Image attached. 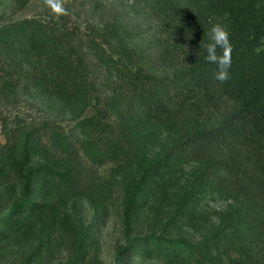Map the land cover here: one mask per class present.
<instances>
[{"label":"trees","instance_id":"obj_1","mask_svg":"<svg viewBox=\"0 0 264 264\" xmlns=\"http://www.w3.org/2000/svg\"><path fill=\"white\" fill-rule=\"evenodd\" d=\"M12 1L19 12L31 0ZM120 1L63 0L62 14L0 23V254L21 250L22 264L44 259L36 233L45 216L72 242V264H88L74 205L118 185L129 214L162 204V168L185 160L198 169L190 188L238 203L264 235V0ZM216 24L231 46L223 82L204 59ZM23 99L59 107L70 126L10 121ZM146 127L171 138L150 167L137 161ZM58 201L70 208L57 213ZM174 205L166 232L187 216ZM217 248L151 235L131 239L129 251L162 264H218Z\"/></svg>","mask_w":264,"mask_h":264},{"label":"rangeland","instance_id":"obj_2","mask_svg":"<svg viewBox=\"0 0 264 264\" xmlns=\"http://www.w3.org/2000/svg\"><path fill=\"white\" fill-rule=\"evenodd\" d=\"M120 2L123 3L122 0ZM120 8L119 4L118 10ZM71 13L75 15L76 11ZM54 14L44 0H31L19 12L15 11L12 0L0 1V23L9 19ZM78 21L84 24L85 14H81ZM8 115H11L10 121L17 117L40 122L44 117H54L61 121L64 129L70 126L68 117L59 107L47 106L38 99H23L20 106ZM143 131L145 140L137 152V161L144 167H150L161 157L171 138L154 128L146 127ZM3 142L0 122V143ZM84 159L90 162L85 155ZM161 172L164 175L163 194L167 195L168 200L163 199L162 204L157 206L147 204L138 213L129 214L123 185H118L107 197L97 202L82 199L74 205L81 228L89 236L88 264H162L154 258L132 257L129 251L131 239H145L151 235L180 237L193 246L217 243L218 248L213 256L218 264H264V235L246 217L243 208L208 188H190L198 174L197 165L185 160L171 163L162 168ZM31 197L35 198L34 195ZM174 203L183 204L187 216L179 220L175 228L166 232L163 225L175 217ZM54 206L57 213H65L70 208V205L65 207L61 201L55 202ZM36 234L45 250L44 259L38 264H72V242L62 237L46 216L39 221ZM26 255L21 250L0 254V264H22Z\"/></svg>","mask_w":264,"mask_h":264},{"label":"clouds","instance_id":"obj_3","mask_svg":"<svg viewBox=\"0 0 264 264\" xmlns=\"http://www.w3.org/2000/svg\"><path fill=\"white\" fill-rule=\"evenodd\" d=\"M44 3L57 15L66 11L63 0H44ZM209 43L204 45V59L209 64L216 65V71L213 73L214 79L223 82L228 78V69L231 66V46L228 41L227 31L216 24L210 30ZM222 49V55L217 53V49Z\"/></svg>","mask_w":264,"mask_h":264}]
</instances>
